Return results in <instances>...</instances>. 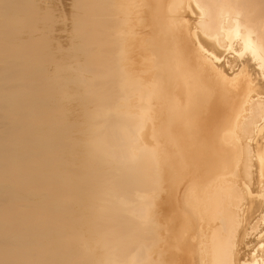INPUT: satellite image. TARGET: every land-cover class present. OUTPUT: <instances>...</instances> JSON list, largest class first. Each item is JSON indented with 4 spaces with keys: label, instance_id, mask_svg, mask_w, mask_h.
<instances>
[{
    "label": "bare ground",
    "instance_id": "6f19581e",
    "mask_svg": "<svg viewBox=\"0 0 264 264\" xmlns=\"http://www.w3.org/2000/svg\"><path fill=\"white\" fill-rule=\"evenodd\" d=\"M76 5L81 140L0 0V264H264V0Z\"/></svg>",
    "mask_w": 264,
    "mask_h": 264
},
{
    "label": "rangeland",
    "instance_id": "374dc122",
    "mask_svg": "<svg viewBox=\"0 0 264 264\" xmlns=\"http://www.w3.org/2000/svg\"><path fill=\"white\" fill-rule=\"evenodd\" d=\"M44 1L48 4V11L43 13L45 18L41 23L40 40L48 43L53 61L48 66L49 77L51 82H55L57 78H62L61 85L63 86L64 94H61V102L64 106H71L72 109L65 112V115L70 119L78 122V132L76 137L81 140L82 132L86 128V123L83 118V96L79 95L69 98L67 92L73 94L78 92L76 83H70L68 78H79L76 72L67 70V65L73 62L75 57L74 52L76 45L79 44L81 33L75 29V19L80 14L77 9L78 0H34ZM39 8V7H38ZM78 151L80 160H84L86 152L81 148Z\"/></svg>",
    "mask_w": 264,
    "mask_h": 264
}]
</instances>
